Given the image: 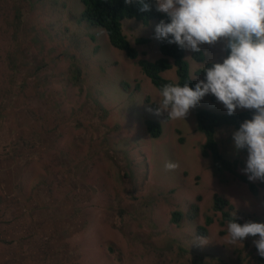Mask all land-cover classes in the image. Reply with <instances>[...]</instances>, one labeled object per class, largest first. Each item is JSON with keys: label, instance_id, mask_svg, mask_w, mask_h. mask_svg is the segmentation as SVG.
<instances>
[{"label": "rangeland", "instance_id": "rangeland-1", "mask_svg": "<svg viewBox=\"0 0 264 264\" xmlns=\"http://www.w3.org/2000/svg\"><path fill=\"white\" fill-rule=\"evenodd\" d=\"M38 1L0 0V264H110L111 243L127 255L121 264H154L152 258L142 259L148 256L144 242L162 240L151 215L166 225L175 210L165 200L148 205L160 185L173 188L183 208L203 198L198 223L180 234L172 229L173 237L197 254L253 264L259 236L232 245L227 227L219 226L222 216L214 211L213 198L227 199L243 223H264V181L248 179L259 186L258 195L241 181L240 176L248 178L243 171L248 153L235 148L233 131L221 130L218 139L221 152L239 161L236 175H216L201 155L205 137L197 129V112L228 114L225 106L209 94L185 120L156 115L160 91L138 65L140 59L163 57L155 21L148 26L123 22L139 55L131 60L111 46L103 30L77 23L81 0H49L45 15L32 8ZM138 39L147 43L137 44ZM201 50L203 63L194 59L195 52H185L195 82L205 65L225 57L222 41ZM75 69L81 72L78 82L71 81ZM161 76L178 81L173 64ZM149 121L162 127L159 140L148 134ZM170 161L179 167L166 169ZM122 168L132 179L118 188L112 178ZM39 175L65 186L51 197ZM121 214L127 216L123 227ZM207 216L217 223L201 241L196 225L205 224Z\"/></svg>", "mask_w": 264, "mask_h": 264}, {"label": "clouds", "instance_id": "clouds-1", "mask_svg": "<svg viewBox=\"0 0 264 264\" xmlns=\"http://www.w3.org/2000/svg\"><path fill=\"white\" fill-rule=\"evenodd\" d=\"M125 3H139L141 11L155 7L167 17L156 26L155 38L159 41L192 52H200L204 44L223 42L228 54L222 62H213L211 67L205 65V79L194 88L187 83L162 86V99L155 114L166 112L170 120H185L190 110L209 94L225 106L229 115L239 109L254 110L252 118L233 134V140L237 150L248 153L243 170L248 179L264 181V0H125ZM165 167L174 170L179 164L170 161ZM227 229L232 245L258 235L254 244L264 257V223L240 224L234 219L228 222Z\"/></svg>", "mask_w": 264, "mask_h": 264}, {"label": "trees", "instance_id": "trees-1", "mask_svg": "<svg viewBox=\"0 0 264 264\" xmlns=\"http://www.w3.org/2000/svg\"><path fill=\"white\" fill-rule=\"evenodd\" d=\"M28 1V0H26ZM33 2V1H32ZM31 2V6H32ZM83 5V11L81 16L76 19L77 23L82 25L86 24L94 28H100L104 31L105 36L108 38L111 46L115 49H118L125 53V55L131 59L136 60L138 54L136 50L132 47L130 41L124 33V24L125 20H134L136 22H141L143 25L148 26L151 21H155L157 25L162 21L166 20L167 17L164 14H161L155 10L153 7L150 11H141V5L139 3H133L131 5L126 4L125 0H81ZM38 7L34 8L41 15H45L48 11L49 13V0H39L37 2ZM51 7V6H50ZM21 13L19 14V16ZM21 17V16H20ZM72 18V15H69ZM157 40V39H156ZM137 44L147 43V39H138L136 40ZM159 51L163 56L161 59L151 62L147 60H140L138 62L143 74L153 83V85L161 91L162 86L168 83L180 84L183 86L187 83L191 87H195V82L190 75L189 64L185 61V51L181 49L176 44H169L166 41L162 42L157 40ZM225 56L228 54L224 50ZM194 59L199 63L205 62L204 52L194 53ZM170 60L173 62L171 63ZM172 64L176 67L178 81L174 82L169 79H164L161 74L172 68ZM212 63L207 64L208 67H211ZM201 69L198 71V75L201 80L205 79L206 73ZM75 75H72L71 81L78 82L80 79L81 72L78 69L74 70ZM53 97V94L51 93ZM50 97V95H49ZM51 98V97H50ZM254 110H246L240 113H234L233 115L229 114H219L208 110H199L197 112V129L205 137V143L202 146L201 155L205 159L211 161V166L216 175H236L235 170L240 164L237 159L231 160L224 153L221 152L218 135L221 130H230L235 133L241 126V124L252 118ZM148 134L153 140H159L163 134V129L160 124L156 122L149 121L146 123ZM118 129H116L117 131ZM129 138H126L128 141ZM142 143H146L145 139H141ZM126 158V157H125ZM48 171V170H46ZM123 175H122V174ZM120 175L112 178L114 183L117 184L118 188H121V183L123 181L131 178L130 172L122 168ZM40 179L42 178L44 185H46L50 191L52 197L55 190L60 189L61 186H65L64 182L62 183L58 179V183L61 186H56L57 182L51 177H46L44 175H39ZM132 179V178H131ZM241 181L247 183L251 193L258 195L259 186L251 183L246 176H240ZM261 187L264 188V183H260ZM57 188V189H56ZM155 193L151 194L149 199V204L153 207L156 203L161 202L162 200L166 201L168 206H173L175 210L170 213L168 223L165 225L161 223V219L157 216L156 213L151 215V223L156 229H158L159 235L162 237V240H158L162 244H158L156 241H147L144 242L142 249L147 257L143 256L142 259L152 258L154 264H237L236 260L233 258L214 256L210 258L208 254H197L193 250L189 249L185 244L172 236V229L178 230V233H182L185 227L189 223L194 225L198 223V214L200 211L199 202L202 201V197L199 196L197 199L192 201L191 208L188 209L189 203H187L184 208L181 204L178 203V197L175 194V190L164 189L161 185ZM63 189V188H62ZM187 200V198H186ZM190 200V197L189 199ZM3 199L0 198V203ZM192 209V211H191ZM213 209L216 213H221V220L219 221V226L227 227V224L230 220H234L240 224H244L242 219L234 214L233 205L221 196H214L213 198ZM126 215L128 217L134 218L131 213L127 211ZM121 214L120 225H127V219ZM153 216V217H152ZM153 218V219H152ZM214 223H217L211 216L205 217V224L199 223L196 229V234L200 238H209V227ZM118 224V223H117ZM119 225V224H118ZM189 226V225H188ZM188 228V227H187ZM115 243L108 245V254L109 257H115V260L110 261L111 258L108 257L110 264H121L124 256L127 258V255L124 253V249L117 248ZM107 254V255H108ZM210 255V254H209ZM253 264H264V257H261L258 253L257 248H254L252 255ZM128 259V258H127ZM130 261L132 259H129ZM133 261V260H132ZM63 264V263H59Z\"/></svg>", "mask_w": 264, "mask_h": 264}]
</instances>
